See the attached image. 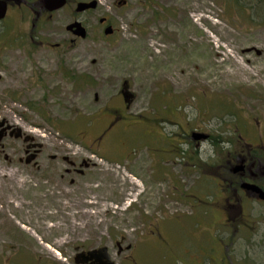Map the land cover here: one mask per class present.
<instances>
[{
  "label": "rangeland",
  "instance_id": "1",
  "mask_svg": "<svg viewBox=\"0 0 264 264\" xmlns=\"http://www.w3.org/2000/svg\"><path fill=\"white\" fill-rule=\"evenodd\" d=\"M129 3L112 11L122 34L111 38L42 35L49 45L29 55L15 49L29 41L0 35V130L35 138L0 134V264H74L119 245L127 264H183L199 235L215 236L209 166L232 142L264 144V0ZM191 131L210 138L196 147ZM30 145L41 171L20 163ZM106 169L138 187L119 178L92 194ZM107 196L110 210L88 205Z\"/></svg>",
  "mask_w": 264,
  "mask_h": 264
},
{
  "label": "flooded vegetation",
  "instance_id": "2",
  "mask_svg": "<svg viewBox=\"0 0 264 264\" xmlns=\"http://www.w3.org/2000/svg\"><path fill=\"white\" fill-rule=\"evenodd\" d=\"M0 2L6 7L5 16L0 20V35H8L10 45L20 40L29 41L31 49L24 46L15 49L19 53L30 52L33 55L37 51L36 45L42 47L49 45L42 40V35H70L74 38L70 42L75 44L78 39L85 40L97 31L103 32L106 38L122 34L115 18L112 17L114 14L112 11L127 9L130 5L129 0H112L111 11L107 10L110 14H107L101 7V0H0ZM93 3L95 7H91ZM80 35L86 37L82 38ZM49 47L59 50L63 46L57 44ZM123 88L121 94L128 102L129 93L125 86ZM113 114L110 115L112 119ZM7 124L0 130L4 139L23 137L24 142H35V138L25 135L22 130L20 137L17 138L18 128ZM195 133L204 134L186 132L189 143L192 145L193 141L196 142V147H200L202 141H208L210 138V135L204 134L207 136L206 139L195 140L193 137ZM228 143L230 144V141ZM231 145L233 146L229 149H223L227 151L226 154L217 153L218 159L216 157L209 166V173L213 170L215 173L211 178L216 185V191L212 192L215 211L212 230L215 236L207 239L206 235H199L201 237L199 240L203 241L198 243L194 254L186 257L183 264H264V144L262 147L245 143L234 146L232 142ZM33 146L30 145L24 151L25 159H21L20 163L41 171L43 166L39 155L42 146L40 149H34ZM194 167L201 169L200 160L197 159ZM84 252L88 251L81 253ZM122 252L123 249L119 245L118 254L116 257L111 256L109 264L129 263L128 256L132 251L127 256H121ZM73 261L74 264H98L96 259L82 263L78 255Z\"/></svg>",
  "mask_w": 264,
  "mask_h": 264
},
{
  "label": "bare ground",
  "instance_id": "3",
  "mask_svg": "<svg viewBox=\"0 0 264 264\" xmlns=\"http://www.w3.org/2000/svg\"><path fill=\"white\" fill-rule=\"evenodd\" d=\"M234 61L237 63L238 67H241L240 63L236 59H234ZM240 72L244 76L246 75L245 70H244L243 67H241ZM101 176H102V179H104V182L99 184L98 186L90 189L91 193L94 194V195H99L102 192L108 193V191L113 189V185H114L113 183L117 182L119 178L120 179L122 178V183L124 185L129 183L131 187H134V188L138 187V183H137V178L136 177L130 178V177L126 176L124 173H119V172L113 171L112 169H106V170L102 171ZM130 191H131V189H129V190L125 189L123 194L128 196L129 195L128 193ZM61 195L66 197V196L69 195V193L64 191V192L61 193ZM106 202H112L111 197L107 196L104 199H102L101 197H99V198H97V197L95 198L94 197L92 199V201L89 202L88 205L91 206V207H95V206L101 205L100 206V210H103V209L110 210L111 207L109 205H103V203H106ZM11 205L16 210L21 208V205H18V204L16 205L15 203H12ZM0 211H6V209L0 208ZM82 217H85L86 219H88V218H93L94 219L95 216L92 217L89 214L84 213V214H82ZM5 221L6 222L8 221L9 223H16L17 224L16 219H14L12 217L6 218Z\"/></svg>",
  "mask_w": 264,
  "mask_h": 264
},
{
  "label": "water",
  "instance_id": "4",
  "mask_svg": "<svg viewBox=\"0 0 264 264\" xmlns=\"http://www.w3.org/2000/svg\"><path fill=\"white\" fill-rule=\"evenodd\" d=\"M57 1V0H56ZM57 6V5H56ZM60 6V5H58ZM91 7H95V4H91ZM58 8V7H56ZM5 12H6V7L4 5V3L0 2V20H2L5 16ZM82 36V38H85L86 35H80ZM5 121L1 122L0 125L4 126L5 125ZM19 133L17 135V138L20 137V133H21V129H18ZM3 136H0V140L2 139ZM195 140H204L207 138L206 135L204 134H197L195 133L193 135ZM34 159V157H32V160ZM78 258L82 259V263H86L89 260L92 259H96V262H98V264H109V260L111 258L110 253H109V249L107 247H102L99 249H94L88 252H84V253H80L78 254Z\"/></svg>",
  "mask_w": 264,
  "mask_h": 264
}]
</instances>
